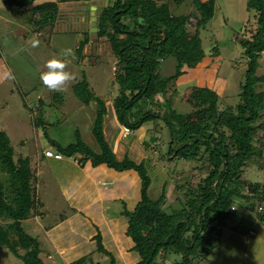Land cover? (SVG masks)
I'll use <instances>...</instances> for the list:
<instances>
[{
  "label": "trees",
  "instance_id": "1",
  "mask_svg": "<svg viewBox=\"0 0 264 264\" xmlns=\"http://www.w3.org/2000/svg\"><path fill=\"white\" fill-rule=\"evenodd\" d=\"M216 1L111 0L97 9L96 33L107 38L117 59L113 76L119 89L114 100L118 122L132 133L154 122L150 139L144 140L146 148L161 145V151L157 147L161 158L178 159L176 165L194 162L193 168L199 172L198 181L196 174H192L176 185L174 198L178 206L167 205L169 181L163 184L157 198L149 195L152 176L145 158H132L125 152L127 147L124 152L111 148L105 134L106 101L91 89L86 79L74 84V93L83 104L96 105L92 133L99 151L81 139L68 145L52 141L63 156L80 155L81 162L91 159L95 167L106 164L117 171L138 172L141 198L134 209L124 206L122 211L128 219L126 234L134 242L132 250L140 256L138 264H165L170 252L181 255L175 264H197L213 251L214 238L220 236L239 203L256 211L264 223V174L262 180L249 178L251 171L263 169L253 163L257 160L264 163V90L258 89L264 83V75L257 74L264 52V0H247L248 9L257 16V26L253 34L245 28L235 38L244 49L246 64L236 100L224 101L215 89L194 85L191 97L185 100L190 109L181 111L174 107L173 95H167L170 84L189 70H195L196 75L200 73L196 70L208 57L200 30L215 17ZM4 3L30 10L28 22L36 31L53 27L60 10L55 2L34 7L33 0H4ZM185 4L194 10L177 13ZM190 15L196 19L193 36L189 32ZM90 40L88 29L78 48L82 56ZM215 53H219L217 47ZM2 56L0 47V59ZM169 58L175 59V71L163 75L162 63ZM184 91L180 84L174 95L182 99ZM159 95L165 99L162 101ZM148 159L154 161L152 157ZM0 161L1 170L7 175L5 182L0 180V249H9L25 264H49L43 258L45 248L39 236L24 225L28 219L46 217L38 193V168L32 166L28 156L15 159L10 137L3 130H0ZM249 234L256 233L251 230ZM94 239L97 251L108 257V264H117L114 253L104 245L101 232ZM70 264L104 263L89 254Z\"/></svg>",
  "mask_w": 264,
  "mask_h": 264
},
{
  "label": "rangeland",
  "instance_id": "2",
  "mask_svg": "<svg viewBox=\"0 0 264 264\" xmlns=\"http://www.w3.org/2000/svg\"><path fill=\"white\" fill-rule=\"evenodd\" d=\"M110 1L41 0L39 5L55 2L59 4L60 10L53 27L49 25L41 31H36L28 22L32 14L30 10L10 7L4 0H0V47L4 54L0 59V68L4 63L6 65V71H2L4 75L0 78V130L9 135L15 159L28 156L32 166L38 168V193L44 203L46 217L40 218L41 224L36 226L38 229L34 232L33 227L31 231L29 229L32 223H37L36 218L24 225L30 233L39 236L43 246L45 245L44 248L47 247L43 258L49 264H70L89 254H94L98 261L108 264V257L97 251V240L90 237L99 232L104 235V245L119 258V264H138L140 259L137 251L132 250L131 254L129 252V242L131 241L132 247L134 242L125 231L128 219L121 216L124 206L132 210L141 198V180L138 172L132 170V173L136 172L138 180L130 187L131 191L126 192L127 195L121 196L120 186L112 195H106L103 189L108 187L105 186L108 183L86 177V173H82L70 162L79 155L65 156L62 161L42 156L47 149L57 152V147L52 141L68 145L81 139L94 151H99L98 142L92 133L96 105L83 104L74 93V84L86 79L91 89L104 97L108 108L104 122L105 134L109 144H112L117 152H122L124 147H127L124 151L132 158L146 159L152 176L149 189L152 198H157L163 184L169 181L167 205L178 206L179 202L174 198L176 185L185 182L192 174H196V181L200 179L199 172L193 168L194 162L176 165L178 159L161 158V154L157 152V147L161 151V145L146 148L144 140L150 139L149 131L154 122H148L129 137L122 138V126L114 108V100L119 93L113 76L117 59L107 38L98 36L90 27L92 6L96 7L98 13V7L109 4ZM216 7L215 17L200 30L203 47L208 55L201 68L196 70L200 73L196 75L195 70H189V73L169 86L167 95H173L174 107L181 111L190 109L186 101L191 97L194 85L215 89L220 97L228 102L236 100L240 92L246 64L244 49L235 38L243 33L245 28L249 30L250 35L253 34L257 26V16L254 11L248 9L247 0H217ZM189 10H194V7L185 4L177 13H187ZM190 22L189 32L193 36L196 33V19L193 15H190ZM88 29L91 40L84 46L82 56L78 48ZM34 40L39 41L36 47H33ZM216 47L218 54L215 53ZM65 48L73 49L74 58L60 55L61 50ZM53 58L65 60V70L75 77L61 91H50L40 80V73L47 71L46 62ZM175 63L174 58L163 61L162 74L174 73ZM257 74L264 75V52ZM180 84L185 87L181 95L183 100L174 95ZM258 89L264 90V83H261ZM159 98L162 101L165 99L163 95H159ZM149 157L154 161L148 159ZM89 165L91 167V163ZM253 165L263 169L251 171L249 178L262 180L264 163L257 160ZM1 168L0 161V180L5 182L7 175ZM100 193L104 195L99 199ZM95 198L98 203L93 201ZM252 202L259 204L257 200ZM66 218V221L61 222ZM97 225L101 226V229H97ZM52 226L55 228L50 231V235L45 229ZM250 230L256 231V234L250 235ZM53 240L58 244L62 243L66 248L55 250ZM213 242V251L197 264H264V223L259 220L257 212L245 203L238 204L234 215L227 220L220 236L214 238ZM49 252L53 255H48ZM158 260L161 258L158 257ZM180 260L181 255L170 252L164 263L175 264ZM0 264L25 263L9 249L2 248Z\"/></svg>",
  "mask_w": 264,
  "mask_h": 264
},
{
  "label": "crops",
  "instance_id": "3",
  "mask_svg": "<svg viewBox=\"0 0 264 264\" xmlns=\"http://www.w3.org/2000/svg\"><path fill=\"white\" fill-rule=\"evenodd\" d=\"M4 55V54H3ZM3 58V56H2ZM1 58V59H2ZM3 72L6 71V65L5 63L3 64V66L0 68V78L3 77ZM121 126V125H120ZM111 148L114 150L112 144H110ZM115 152H117L116 150H114ZM43 157H47L45 156L44 152L42 154ZM80 156V155H79ZM79 156H76V158L74 159V161H70L78 170H80L82 173H86V177H91L92 179H94L95 181L99 182V181H102V183H108V185L105 184V186H108V187H104L103 191L104 193H106V195H112L113 192L115 190H117L119 188V186L122 188L121 190V196H125L127 195L131 190H130V187L135 185L136 184V181L138 180L137 179V175H136V172L132 173L133 171L132 170H126V171H117L113 168H110L109 166H107L106 164H101L99 166H93L92 165V162L91 160H85L83 162L80 161ZM42 158V157H41ZM49 159H53V160H56V161H62V160H65V156L63 157V159H55V158H52V157H47ZM81 158V156H80ZM78 159V160H76ZM89 163H91V167L89 165ZM98 179V180H97ZM108 179H111L108 180ZM110 183V184H109ZM120 184V185H119ZM129 190V191H128ZM128 191V193H126ZM104 194H101L100 193V196H99V199L103 197ZM120 199V197H119ZM94 202H97L98 203V200L95 198L93 200ZM139 201V200H138ZM137 201V202H138ZM121 216L122 215V212H121ZM36 218V221L37 223H32V225L30 226V231H31V227H33V232L36 231L38 228L36 227L37 225L41 224V221H40V218L39 217H35ZM33 219V218H31ZM31 219H28L26 221H24V224L25 223H28V221ZM68 218L62 220L61 222H64L66 221ZM113 227V225H111ZM110 226V228H111ZM55 228V226H52V227H49L48 229L46 228L45 230L51 235L50 231L53 230ZM100 228L101 229V226H98L97 225V229ZM127 230V229H126ZM125 230V231H126ZM251 231V230H250ZM254 231V230H252ZM256 233V231H255ZM128 236V235H127ZM91 239L94 240V237H95V233H93V235L90 236ZM130 237V236H129ZM103 240H104V235H103ZM128 240V238H127ZM131 242V241H130ZM129 242V252L131 254L132 252V243ZM53 243H54V246H55V250L58 251V249H62L64 250L66 247L65 245H63L62 243H57V241L53 240ZM45 246V245H44ZM47 248V247H46ZM45 248V250H46ZM51 250V249H49ZM48 255H53V253L49 252ZM115 255V254H114ZM116 259H117V264H119V258L117 257V255H115Z\"/></svg>",
  "mask_w": 264,
  "mask_h": 264
},
{
  "label": "clouds",
  "instance_id": "4",
  "mask_svg": "<svg viewBox=\"0 0 264 264\" xmlns=\"http://www.w3.org/2000/svg\"><path fill=\"white\" fill-rule=\"evenodd\" d=\"M41 0H33L34 5H39ZM39 45L38 40H34L33 47ZM60 55L63 57H73L75 53L72 48L62 49ZM47 71L40 73V80L50 91H61L71 81L75 79L71 72L66 71L67 62L65 60L53 58L46 62ZM123 127V126H122Z\"/></svg>",
  "mask_w": 264,
  "mask_h": 264
},
{
  "label": "built area",
  "instance_id": "5",
  "mask_svg": "<svg viewBox=\"0 0 264 264\" xmlns=\"http://www.w3.org/2000/svg\"><path fill=\"white\" fill-rule=\"evenodd\" d=\"M122 132H123V133H122L123 136L126 137V136H128L130 133H132V130H131L129 127H127V126H123V127H122ZM44 154H45V156H47V157H52V158H55V159H63V157H64L62 153L54 152V151L49 150V149L44 150Z\"/></svg>",
  "mask_w": 264,
  "mask_h": 264
},
{
  "label": "water",
  "instance_id": "6",
  "mask_svg": "<svg viewBox=\"0 0 264 264\" xmlns=\"http://www.w3.org/2000/svg\"><path fill=\"white\" fill-rule=\"evenodd\" d=\"M98 16H97V11H96V7L92 6V10H91V17H90V27H91V31L92 32H97L98 31Z\"/></svg>",
  "mask_w": 264,
  "mask_h": 264
}]
</instances>
